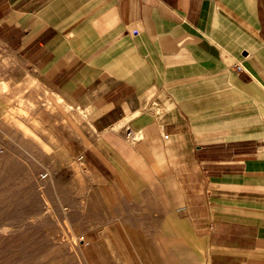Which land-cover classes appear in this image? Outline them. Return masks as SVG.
Masks as SVG:
<instances>
[{"label":"crops","instance_id":"0c3cea01","mask_svg":"<svg viewBox=\"0 0 264 264\" xmlns=\"http://www.w3.org/2000/svg\"><path fill=\"white\" fill-rule=\"evenodd\" d=\"M1 44L13 89L85 115L83 171L165 211L180 257L264 264V0H0Z\"/></svg>","mask_w":264,"mask_h":264},{"label":"rangeland","instance_id":"374dc122","mask_svg":"<svg viewBox=\"0 0 264 264\" xmlns=\"http://www.w3.org/2000/svg\"><path fill=\"white\" fill-rule=\"evenodd\" d=\"M9 52L0 45V264H200L180 257L165 211L131 208L83 171L85 115L15 91Z\"/></svg>","mask_w":264,"mask_h":264},{"label":"built area","instance_id":"2783aa9c","mask_svg":"<svg viewBox=\"0 0 264 264\" xmlns=\"http://www.w3.org/2000/svg\"><path fill=\"white\" fill-rule=\"evenodd\" d=\"M44 176H46V174H43Z\"/></svg>","mask_w":264,"mask_h":264}]
</instances>
